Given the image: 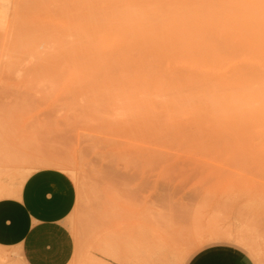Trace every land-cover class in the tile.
<instances>
[{
  "label": "bare ground",
  "instance_id": "1",
  "mask_svg": "<svg viewBox=\"0 0 264 264\" xmlns=\"http://www.w3.org/2000/svg\"><path fill=\"white\" fill-rule=\"evenodd\" d=\"M250 70H264V0H0V84L103 88L110 109L100 119L108 134L126 136L127 151L214 149L213 137L244 133L255 100ZM262 79L254 73L253 82ZM16 152L0 151V199L18 196L21 186L4 184L3 175L24 181L50 169L77 180L71 160ZM112 203L126 207L118 197ZM206 238L233 241L257 260L229 232ZM178 241L144 264L184 257Z\"/></svg>",
  "mask_w": 264,
  "mask_h": 264
},
{
  "label": "rangeland",
  "instance_id": "2",
  "mask_svg": "<svg viewBox=\"0 0 264 264\" xmlns=\"http://www.w3.org/2000/svg\"><path fill=\"white\" fill-rule=\"evenodd\" d=\"M18 72L14 76L22 75ZM254 73L262 81L253 82ZM247 77L255 100H248L244 133L213 137L219 147L200 151H127L126 136L108 134L100 119L110 109L103 88L0 84V151L8 147L16 156H52L73 163L77 180L67 179L72 206L64 219L74 241L68 264H144L156 249L172 253L178 240L187 254L169 258L167 264H188L211 246L230 247L254 264H264V130L259 121H264V70H250ZM17 177L3 175L2 182L20 186L23 181ZM114 197L125 202L124 210L112 203ZM126 209L132 212L130 220L124 217ZM211 231L243 240L257 260L233 241L209 240ZM197 237L201 240L193 243ZM0 264H11L2 249Z\"/></svg>",
  "mask_w": 264,
  "mask_h": 264
},
{
  "label": "crops",
  "instance_id": "3",
  "mask_svg": "<svg viewBox=\"0 0 264 264\" xmlns=\"http://www.w3.org/2000/svg\"><path fill=\"white\" fill-rule=\"evenodd\" d=\"M68 178L50 169L36 170L22 182L16 197L0 199V249L11 264H68L73 238L64 225L72 206ZM188 264H254L230 247L211 246Z\"/></svg>",
  "mask_w": 264,
  "mask_h": 264
}]
</instances>
